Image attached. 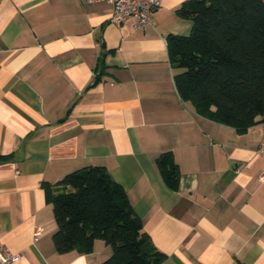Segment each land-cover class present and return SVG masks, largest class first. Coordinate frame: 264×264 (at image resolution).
I'll return each instance as SVG.
<instances>
[{"label": "crops", "instance_id": "crops-1", "mask_svg": "<svg viewBox=\"0 0 264 264\" xmlns=\"http://www.w3.org/2000/svg\"><path fill=\"white\" fill-rule=\"evenodd\" d=\"M185 0L152 24L109 22L105 1L0 0V242L17 264H101L96 239L59 253L50 192L100 165L127 194L165 264H264V122L244 131L180 98L166 36L186 35ZM172 153L176 189L156 158Z\"/></svg>", "mask_w": 264, "mask_h": 264}, {"label": "trees", "instance_id": "trees-1", "mask_svg": "<svg viewBox=\"0 0 264 264\" xmlns=\"http://www.w3.org/2000/svg\"><path fill=\"white\" fill-rule=\"evenodd\" d=\"M178 15L191 20L188 34H168L166 47L177 92L196 112L244 131L264 122V0H185ZM165 184L176 189L179 168L170 151L155 160ZM49 191L59 253L105 242L101 264H165L142 230V220L122 186L100 165L65 174Z\"/></svg>", "mask_w": 264, "mask_h": 264}, {"label": "built area", "instance_id": "built-area-1", "mask_svg": "<svg viewBox=\"0 0 264 264\" xmlns=\"http://www.w3.org/2000/svg\"><path fill=\"white\" fill-rule=\"evenodd\" d=\"M105 1L111 6L109 22L122 23L133 19L134 29H143L152 24V14L160 6L161 0H84L85 3ZM256 153H264V132ZM22 259L20 252L10 251L0 242V264H17Z\"/></svg>", "mask_w": 264, "mask_h": 264}]
</instances>
